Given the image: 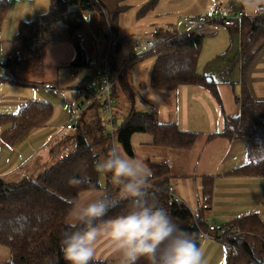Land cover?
I'll return each mask as SVG.
<instances>
[{"label": "trees", "instance_id": "trees-1", "mask_svg": "<svg viewBox=\"0 0 264 264\" xmlns=\"http://www.w3.org/2000/svg\"><path fill=\"white\" fill-rule=\"evenodd\" d=\"M125 1L50 0L47 14L38 15L32 21L21 22L18 32L8 41L14 54L0 64V80L3 79V70L16 68L43 76L45 56L53 44L71 45L76 57L70 68H86L91 60L87 45L99 46L106 42L109 18L112 28L118 31L120 15L127 10V6L122 5ZM158 2L159 0H152L149 8ZM10 6L8 0H0V43L4 18L9 13ZM173 35V31L167 29L158 30L152 36ZM117 37L114 52H119L122 47L123 39ZM204 37L200 30L190 31L169 45L145 56L130 59L124 66L118 83L122 84L125 92H131L129 72L144 58L156 54L149 79L153 90L167 92L184 85L201 86L210 90L222 106L217 91L218 82L214 78L209 82L208 76L198 72ZM263 48L264 16L245 19L241 27L240 92L236 95L239 112L236 115H225V128L218 134L229 141H248V162L232 172L235 176L264 178V99L258 100L253 96L247 79L250 68ZM174 60H180L183 64L178 74H169V62ZM95 109L97 107L88 110L95 117L94 128L82 131L72 154L59 160L36 179L25 178L15 182L0 178V244L11 252V257L5 264H68L61 251L60 240L66 228L69 200L77 194V189L68 183L69 178L89 175L93 182L102 183L101 176L95 172L94 163L112 150L109 138L104 135L101 120L94 115ZM52 115L53 106L41 101H31L14 114H0V127H8L3 130L2 138L8 145H16L34 129L46 127ZM93 130L96 133L94 138L91 133ZM140 133L152 134L154 146L171 150L192 149L198 140V134L184 132L174 123H163L154 112L131 111L116 133V143L129 157L135 155L132 138ZM214 136L216 135H212ZM103 141L108 142V147L97 151L96 146ZM147 166L153 173L151 183L155 187L150 191L153 192L154 199L183 230L193 235L197 243L202 245L201 232L207 230L209 225L203 205L209 204L212 197V177H204V202L195 213L185 203L175 202L166 190L171 178L167 164L148 161ZM105 178V187L115 193L117 190L111 185L110 176ZM128 207L130 205L123 202L119 208L110 211L105 219ZM235 226L246 234L234 235L232 229ZM213 237L225 249L221 264H264V221L258 214L249 213L226 224H217ZM102 264L107 262L102 261ZM140 264L144 262L141 261Z\"/></svg>", "mask_w": 264, "mask_h": 264}, {"label": "rangeland", "instance_id": "rangeland-1", "mask_svg": "<svg viewBox=\"0 0 264 264\" xmlns=\"http://www.w3.org/2000/svg\"><path fill=\"white\" fill-rule=\"evenodd\" d=\"M151 1L152 0H126L122 5L127 6V10L120 15V19L118 20V31H115V29L112 28V22L109 18L108 27L109 25L111 27L110 29H108V34H110L111 32L113 39H115V37L117 36L122 39L134 36L153 37L152 35L158 30H171L173 27L170 28L169 26L178 25L180 21H183L184 19L189 17H197L196 13H198V10L196 6L197 4L203 3V0H194L193 3L189 2L190 4H192L189 8L187 1H184L181 4L179 0H159V2L154 7L149 8V5H151ZM185 6L188 8H186ZM49 9L50 0H13V3L11 4L9 9V13L4 18L2 33L5 34L6 38L7 36H11L12 39L14 35L11 34H13L14 30V34L18 32L21 22L32 21L38 15H45L48 13ZM85 15L88 17L87 13H85ZM151 24L152 26H150ZM185 29L186 28H183V31ZM144 30H147L149 32L144 33ZM200 33L204 35L205 31H203L202 29L200 30ZM226 40L229 41L227 46L229 45V47H232V50L230 52H227V54L224 51L220 55H217V49H219V47L222 46L224 41ZM0 45L2 46H0V62H2V54L12 56L14 54V51L10 50L9 48H4L6 46L1 43ZM69 47L73 48L68 44V48L63 49V52L59 48H53L51 50H49L48 48L45 56V71L46 69L48 71L57 69L56 67L65 62V60L69 58L71 53V49ZM107 47V39L106 42H102L101 44H99V46L91 44L87 45L88 55L91 57V59H95L98 56H102L104 53H106ZM130 54V51H128L123 46V42L119 52H114V48L110 51L112 66H115V68L114 66L113 68L116 69L117 73L120 72V75L124 66L130 60ZM156 57V54L149 55L144 58L142 62L131 69V71L129 72L130 77L128 81L130 83L131 92L127 93L123 90L122 84L120 82L118 83L120 76L118 77L116 88L114 90V97L117 101L115 116L116 124L118 127L124 122L131 111L150 113L153 112L152 109L155 105L157 107L159 106L157 96L158 93L160 95L161 92H153L148 83L150 74L152 73L153 67L155 65ZM65 68L66 67L62 65V67L58 69H60V71L64 73V76L69 77L71 69L66 70ZM18 69L20 72L24 74H30L36 79L43 78L46 73L45 72L43 76H37L32 72L24 70L22 68ZM76 71L77 70L75 69L73 72ZM95 71L96 70L92 69V75L89 79L90 83L94 81ZM198 72L208 76V79L210 80L211 78H214L216 81L220 80L221 78L238 79L240 75L238 44H231L230 36L225 35L224 33L220 34L218 37L205 36L203 39V49L198 60ZM8 74L13 78L12 80L24 83L10 84L8 92V95L10 97H13L17 101L22 100L24 101L22 104L26 105L29 96L35 95L36 97L34 99H31L30 102L41 101L50 103L53 106V115L46 127L34 129L18 144L13 146L8 145L3 140L2 143L4 145L5 151L7 152H0V159L8 160V158L12 157V159L15 160L19 157V162L22 164V162L32 156L33 153H36V156H38L31 163V165H35L33 167H35L37 170L40 162L39 159L42 158V156L44 157L46 155V159L51 158V160L48 164H46V167H44V164L40 163V167L48 170L50 166L52 167L59 160L69 156L74 152L78 136L82 133V131L90 130V127L94 128L93 120L95 119V117H93L92 112H87L85 113V115H83L81 120H76L74 121V123H72V125L75 126L72 130H67V125L71 121L72 110L78 106L88 104L86 99L76 92L75 88L67 89L65 92H48L42 86L32 85V82H30L29 80L26 81L19 75L18 77H16L17 74L15 76L11 73ZM8 74L2 72L1 77L3 79L0 81H4V79L9 80L10 76ZM85 74H87V71H82L79 76ZM90 87L93 88L92 84ZM234 87H236L237 93V84H235ZM19 109H13L10 112L1 113L14 114L18 112ZM94 115L98 116L99 121L101 120V113L98 108L94 110ZM7 128L8 127H0V132H3V130H6ZM91 133L92 137L94 138V136H96L95 131L93 130V132ZM146 139H153V135L149 133H140L135 134L134 138L132 139L133 149L136 152L135 158L142 161L145 156L152 157V154H154L153 152L156 151V149L148 150V146L144 143ZM107 147L108 142L103 141L96 146V150H103ZM152 147L157 146L152 145ZM115 149L122 154L127 155L125 150L119 144H116ZM200 150L201 148H198L197 145L196 147L192 148V150L187 152V156L183 160H177L176 163L185 164L186 172L193 171L194 169H196L195 167H197V173L201 175L203 174V169L210 171L215 164V158L220 157L221 152L216 151L214 154V158L211 160H207L208 158L206 157V154L204 155V157H202V153L200 152ZM199 158L200 164H195L196 162H199ZM19 162H17L16 165H18ZM46 170L42 171V173ZM22 172L23 171L21 170L15 175L11 177L9 176L11 178H9L10 181L17 182L23 180L21 179L24 178L21 177L23 174ZM211 177V179H213V176ZM105 181L106 178L101 176V182L104 184ZM198 186L200 188V184H198ZM153 187L155 186L153 185ZM207 216H211L213 218V214L211 212L209 213V211L207 213ZM235 227L238 228V231H233V233L236 232L234 235L246 234V232L241 231L238 226ZM202 246H205V248H203V251L206 264H221L223 262L225 249L221 245V243H219L215 239H211L203 242ZM10 257V250L6 246L0 244V264H5L10 259Z\"/></svg>", "mask_w": 264, "mask_h": 264}, {"label": "crops", "instance_id": "crops-1", "mask_svg": "<svg viewBox=\"0 0 264 264\" xmlns=\"http://www.w3.org/2000/svg\"><path fill=\"white\" fill-rule=\"evenodd\" d=\"M184 1H187L190 8L192 4L189 2L193 3L194 0H179L181 4ZM216 7H222L229 13H235L238 11L244 12L243 7L237 2V0H203V3L197 4L196 6L198 10L196 15L208 14ZM150 26H152V24ZM174 26L175 25H171L169 27L172 28ZM202 29L205 31L204 35L209 37H218L222 33L229 35L230 43L238 44L240 58L241 28H226L220 24H210L204 26ZM148 32L149 31L144 30V33ZM14 33L15 30L11 35H15ZM10 40L11 36H7L6 38L1 30V44L6 46L4 48L13 50L11 44L8 42ZM228 43L229 41H224L223 45L217 49V55H220L224 51L227 54V52L232 50V47H229V45L227 46ZM53 48H59L63 52V49L68 48V44H53L49 47V50ZM69 48L72 50H70L71 53L69 58H67L60 66L56 67L57 69L49 71L46 69L43 78L36 79L30 74L20 72L18 68L14 70L8 69V71L4 70L2 72L7 74L11 73L14 76L17 74L16 77L19 75L26 81L29 80L32 82V85L42 86L48 92H65L67 89L75 88L76 90L79 87H89L91 84L93 85L96 78H94L92 83H90L89 79L92 75V69H95L89 67V65L86 68L80 69L79 72L81 74L82 71H87V74L79 76L80 74L78 73L75 78L71 77L73 71L78 68H70L75 60L76 53L74 48ZM9 57L10 56L8 55L2 54L3 60L0 64H2L4 60L6 61ZM62 65L66 67V70L71 69L69 74L70 78L64 76V73L58 69L61 68ZM12 79L13 78L10 76L9 80L4 79V81H0V114H11L1 112H10L13 109H19L20 105L21 107L24 106L22 104L24 101H17L8 95L9 85L12 83L18 84V82H15L16 80ZM247 79L253 96L258 100L264 99V48L259 54L256 62L250 68ZM240 81L241 64L238 79L221 78L217 81V91L222 106H220L219 101L213 96L210 90L196 85H184L177 90L167 92L161 91L160 95L158 93L157 99L159 106L157 107L155 105L152 109L161 122L174 123L184 132L198 134V140L194 147L198 145V148H201L200 152L202 153V157L206 154V157L208 158L207 160H211L214 158L216 151L221 152V156L215 158V164L210 171L203 169V174L201 175L197 173V167H195L196 169L193 171L186 172L185 164L176 163L177 160H183L187 156V152L192 149L180 151L158 146L157 148L152 147L153 139H146L144 141L145 145L148 146V150L156 149V151L153 152L154 154H152V157L145 156L143 161L145 160L144 162L146 165L148 161L167 164L170 168V184L175 187V194L195 213L199 210V207H202L204 202V177L213 176V193L209 202L211 209L209 213L211 212L213 214V222L219 225L226 224L249 213L258 214L264 221V178L241 177L232 174L235 169L246 165L248 162V141L245 139L229 141L222 136H218V134L223 132L225 128V115H236L239 112V105L236 103V95L240 92ZM234 83L238 86L237 93L236 87L232 86ZM46 84L54 85L55 90L46 89ZM153 92L156 93L155 90H153ZM35 97V95L29 96V99L27 98L28 102ZM82 117L79 120H81ZM1 133L2 132H0V152H7L2 143L3 139ZM212 135L216 136L212 137ZM134 153L135 155L132 158L136 157V152L134 151ZM37 156L36 153H33L32 156L22 162V164L19 162V157L15 160H13L12 157L8 158V160L0 159V178L10 180L11 176L22 170L23 174L21 177L24 178L21 179H36L38 177L37 175L46 170L40 167V163L44 164V167H46V164L51 160V158L46 159V155L44 157L42 156V158L39 159L40 162L36 170V168L33 167L35 165L32 166L31 163L37 158ZM198 160L199 162H196L195 164L199 165L200 158ZM17 162H19L18 165H16ZM198 184H200V188ZM206 213H208V211H206ZM203 248H205V246H203ZM101 256L102 261H106L107 264H115V260L112 257L109 256L105 258V253L103 251L101 252Z\"/></svg>", "mask_w": 264, "mask_h": 264}, {"label": "clouds", "instance_id": "clouds-1", "mask_svg": "<svg viewBox=\"0 0 264 264\" xmlns=\"http://www.w3.org/2000/svg\"><path fill=\"white\" fill-rule=\"evenodd\" d=\"M237 2L245 15H264V0ZM169 64L168 73L178 74L183 62L174 60ZM94 169L102 177L110 176L117 191L110 192L89 175L69 178L77 194L69 200L60 240L68 264H102V251L115 264H206L203 246L154 199L150 191L153 173L145 162L113 148L95 161ZM123 202L130 207L105 219Z\"/></svg>", "mask_w": 264, "mask_h": 264}, {"label": "built area", "instance_id": "built-area-1", "mask_svg": "<svg viewBox=\"0 0 264 264\" xmlns=\"http://www.w3.org/2000/svg\"><path fill=\"white\" fill-rule=\"evenodd\" d=\"M9 3H13V0H8ZM264 15H259L254 18L262 17ZM252 18L245 15L243 11H238L235 13H229L222 7L214 8L210 13L199 15L197 17H189L180 21L178 25H175L171 30L173 31V36L168 37H129L123 39V46L130 51V59L135 57L145 56L163 46L171 44L176 38L184 35L187 32L201 30L204 26L210 24H220L226 28H241L242 23L245 19ZM110 25L108 29H110ZM183 28H186L183 31ZM109 31V30H108ZM107 31V32H108ZM107 50L102 56H98L95 59H91L89 62V67L96 70L95 83L92 85L93 88L89 87H79L76 92L84 97L87 101V105H81L72 110L71 121L67 125V130H72L74 128V121L79 120L85 113L88 112L90 108L97 107L101 113V122L103 127L104 135L109 138V141L113 148L116 147V133L118 131V126L116 124L115 110L117 107V101L114 97V88L116 86L120 72L117 71L112 66V60L110 56L111 49L113 50L115 46V39L112 37V33L107 34ZM76 72L71 74L72 78H75L80 69H76ZM4 71V70H3ZM46 89L55 90L54 85L46 84ZM153 188V187H152ZM166 190L171 195L175 202H182L180 197L175 194V187L173 185H168ZM203 209L210 211V205L204 204ZM207 221L209 223L208 229L201 232L200 238L202 243L215 239L213 234L217 230V224L213 222L211 216H207ZM234 229V230H233ZM232 231H238L237 227H233ZM224 231V230H222ZM234 232V234L236 233ZM222 239V238H221Z\"/></svg>", "mask_w": 264, "mask_h": 264}, {"label": "water", "instance_id": "water-1", "mask_svg": "<svg viewBox=\"0 0 264 264\" xmlns=\"http://www.w3.org/2000/svg\"><path fill=\"white\" fill-rule=\"evenodd\" d=\"M208 81L210 82L211 80H210V79H208Z\"/></svg>", "mask_w": 264, "mask_h": 264}]
</instances>
